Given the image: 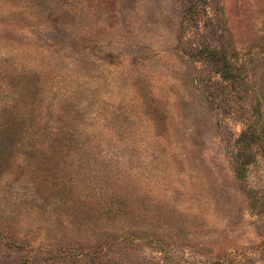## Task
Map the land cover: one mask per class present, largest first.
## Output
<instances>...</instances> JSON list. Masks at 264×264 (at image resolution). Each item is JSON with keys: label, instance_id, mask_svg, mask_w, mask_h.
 <instances>
[{"label": "rangeland", "instance_id": "obj_1", "mask_svg": "<svg viewBox=\"0 0 264 264\" xmlns=\"http://www.w3.org/2000/svg\"><path fill=\"white\" fill-rule=\"evenodd\" d=\"M0 264H264V0H0Z\"/></svg>", "mask_w": 264, "mask_h": 264}]
</instances>
